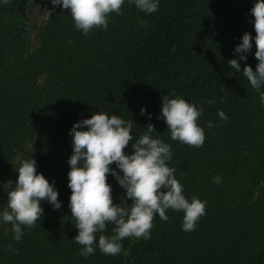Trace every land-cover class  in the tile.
I'll use <instances>...</instances> for the list:
<instances>
[{
    "label": "trees",
    "instance_id": "1",
    "mask_svg": "<svg viewBox=\"0 0 264 264\" xmlns=\"http://www.w3.org/2000/svg\"><path fill=\"white\" fill-rule=\"evenodd\" d=\"M28 1L0 0V182L11 169L14 187L16 169L31 157L37 172L55 183L61 208L41 201L44 215L32 228L22 226L19 242L0 217V264H264V104L228 64L249 32L252 49L240 65L256 69L250 11L256 0H159L152 14L125 0L123 15L110 14L107 30L88 35L76 29L68 10L53 4L51 17L32 31ZM173 91L203 108L202 147L171 139L161 105L164 95L174 98ZM218 110L229 119L221 120ZM97 111L133 120L134 141L151 123L153 138L171 145L168 163L183 194L207 202L195 231L182 230L183 212L168 210L167 221L155 216L150 239L121 242L127 255L98 248L87 258L79 254L69 208V133ZM108 183L114 204L123 199L130 206L111 174ZM11 190L6 185L0 212ZM113 227L103 234L112 235Z\"/></svg>",
    "mask_w": 264,
    "mask_h": 264
},
{
    "label": "clouds",
    "instance_id": "2",
    "mask_svg": "<svg viewBox=\"0 0 264 264\" xmlns=\"http://www.w3.org/2000/svg\"><path fill=\"white\" fill-rule=\"evenodd\" d=\"M124 2L51 0L54 6H61L70 12L76 29L84 35L95 28L107 30L109 15H123ZM129 2L147 14L159 10V0ZM4 3H9V0H4ZM53 11L46 10L45 15L50 18ZM250 11L256 33V69L254 71L245 63L241 70L240 65V61H247L246 53L252 49L253 37L249 32L243 34L241 43L234 49L238 58L230 59L228 64L237 73H243L264 104V91L261 90L264 86V0H256ZM172 95L174 98L171 99L164 95L161 105V117L167 124L171 139L194 148L202 147L206 137L198 120L203 108L174 91ZM144 114L145 109L142 108L141 115ZM218 116L221 120L229 119L222 110H218ZM148 118L151 119L150 114ZM133 124V120L97 111L90 118L76 122L70 130L73 151L68 160L70 170L67 173L71 189L69 208L78 229L74 242L81 245L79 254L85 258L95 254L97 248L105 255L115 256L122 252L127 255L121 242L130 237L150 239L157 214L167 221L168 210L183 212L182 230L186 232L195 231L198 221L206 214V201L196 196L189 200L183 194L184 186L175 177L176 169L168 163L173 156L171 145L160 138H153L151 134L156 130L151 123L145 127L146 132L134 141ZM213 126L209 121L207 127ZM130 142L132 151L127 154L125 149ZM112 164L119 172L110 167ZM16 170L18 178L15 186L11 180L6 184L12 190L7 193V204L0 217L3 222L12 225L14 240L19 242L24 234L22 226L32 228L44 215L41 201L47 200L54 210L61 208V202L55 183H50L42 173L37 172L35 159H23ZM109 174L125 190L126 198L132 202L130 206L123 199V203L114 204L112 186L108 183ZM213 181L219 184L222 177L217 175ZM109 224L114 225L113 234L105 235L103 233L108 231ZM97 233H100L98 241ZM12 250L9 246V251Z\"/></svg>",
    "mask_w": 264,
    "mask_h": 264
},
{
    "label": "rangeland",
    "instance_id": "3",
    "mask_svg": "<svg viewBox=\"0 0 264 264\" xmlns=\"http://www.w3.org/2000/svg\"><path fill=\"white\" fill-rule=\"evenodd\" d=\"M52 3L51 0H29L28 1V18L32 31L38 27L47 18L45 11L49 10ZM12 176V171L9 169L0 182V204L3 198L6 184Z\"/></svg>",
    "mask_w": 264,
    "mask_h": 264
}]
</instances>
